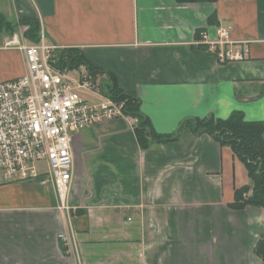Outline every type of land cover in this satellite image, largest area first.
Listing matches in <instances>:
<instances>
[{"label":"crops","instance_id":"0c3cea01","mask_svg":"<svg viewBox=\"0 0 264 264\" xmlns=\"http://www.w3.org/2000/svg\"><path fill=\"white\" fill-rule=\"evenodd\" d=\"M0 14L11 25L36 19L47 44L81 50L140 100L157 135L233 112L264 123V0H0ZM227 26L244 57L221 64L201 34L212 41ZM7 38L0 83L25 74ZM134 125L124 117L72 134L68 211L40 178H0V264H264L254 253L264 210L229 207L250 185L231 149L185 129L142 150Z\"/></svg>","mask_w":264,"mask_h":264},{"label":"built area","instance_id":"2783aa9c","mask_svg":"<svg viewBox=\"0 0 264 264\" xmlns=\"http://www.w3.org/2000/svg\"><path fill=\"white\" fill-rule=\"evenodd\" d=\"M26 30V26H19L4 44L22 53L25 74L0 83V178L3 183L40 178L41 184H52L60 208L68 211L74 178L72 134L124 118V103L103 96L100 80L84 66L56 69L54 53L60 48L47 44L42 32L39 43H28ZM230 32L231 26L219 27L212 41L205 32L201 34L202 42L221 64L244 57L240 50L230 49L235 45ZM70 71L78 72V81L68 78ZM80 92L99 100L91 101ZM59 239L64 248L71 247L67 234H60Z\"/></svg>","mask_w":264,"mask_h":264},{"label":"trees","instance_id":"16d2710c","mask_svg":"<svg viewBox=\"0 0 264 264\" xmlns=\"http://www.w3.org/2000/svg\"><path fill=\"white\" fill-rule=\"evenodd\" d=\"M178 3H206L215 0H176ZM19 26H26L24 38L30 44L40 41V25L36 19L21 20L17 25H11L0 14V33L11 36ZM56 69L75 70L84 66L95 78L101 74V94L116 102H123L122 112L125 117L136 119L133 132L142 150H146L153 142L164 144L177 140L181 132L190 130L195 135L207 134L221 146L231 149L233 155L244 165L250 185L234 190V197L229 207L243 210L255 207L264 210V123L246 121L240 112H233L227 119L207 117L203 119H188L183 121L173 135L160 136L155 134L149 121L140 110V100L133 94L120 90L114 77L93 67L79 49L66 48L55 51ZM63 250L64 247H63ZM254 253L264 261V235L257 241Z\"/></svg>","mask_w":264,"mask_h":264},{"label":"rangeland","instance_id":"374dc122","mask_svg":"<svg viewBox=\"0 0 264 264\" xmlns=\"http://www.w3.org/2000/svg\"><path fill=\"white\" fill-rule=\"evenodd\" d=\"M78 72L76 71H70L68 74H67V76H68V78H71L72 80H74V81H78ZM81 93V95L83 96V97H86V94H84L83 92H80ZM91 101H95L96 99H90Z\"/></svg>","mask_w":264,"mask_h":264}]
</instances>
